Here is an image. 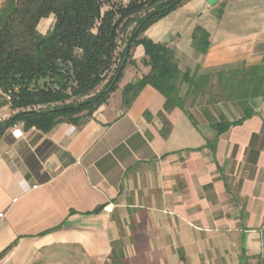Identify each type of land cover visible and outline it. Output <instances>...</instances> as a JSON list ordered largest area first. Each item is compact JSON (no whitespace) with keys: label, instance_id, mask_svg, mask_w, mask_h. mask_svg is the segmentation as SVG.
<instances>
[{"label":"crops","instance_id":"1","mask_svg":"<svg viewBox=\"0 0 264 264\" xmlns=\"http://www.w3.org/2000/svg\"><path fill=\"white\" fill-rule=\"evenodd\" d=\"M196 28L209 34L206 53ZM143 36L173 49L182 73L261 65L264 0H188ZM144 58L139 44L91 115L0 137V264H32L52 248L94 264H263L264 95L220 134L196 106L167 108L151 85L125 107L123 88L150 70ZM2 100L0 88V121L13 113ZM218 107L229 122L242 117Z\"/></svg>","mask_w":264,"mask_h":264},{"label":"trees","instance_id":"2","mask_svg":"<svg viewBox=\"0 0 264 264\" xmlns=\"http://www.w3.org/2000/svg\"><path fill=\"white\" fill-rule=\"evenodd\" d=\"M186 1L3 0L0 88L3 97L10 94L2 104H9L13 113L0 121V137L19 123L24 131L34 128L45 133L84 111L91 115L117 90L127 64L136 65L133 49L139 44L145 48L142 64L150 70L123 88L125 107L151 85L165 96L167 108H199L218 134L250 117L251 100L264 95V64L217 74L182 73L173 49L143 36L149 26ZM50 16L54 21L42 33L39 23ZM194 43L206 53L209 34L196 28ZM220 102L238 107L241 119L227 121ZM72 105L78 106L70 109Z\"/></svg>","mask_w":264,"mask_h":264},{"label":"rangeland","instance_id":"3","mask_svg":"<svg viewBox=\"0 0 264 264\" xmlns=\"http://www.w3.org/2000/svg\"><path fill=\"white\" fill-rule=\"evenodd\" d=\"M2 1L3 0H0V3ZM119 1H121V0H119ZM46 22L48 24L47 26H50V22H51L50 19L46 18ZM118 87H119V84H118ZM183 89L185 90V87ZM109 99H110V97H109ZM107 101L105 103H107ZM105 103H103V104H105ZM84 113H87V111H84V112L78 114L77 116L82 115ZM77 116H75V117H77ZM16 125H20V126L23 127L22 123H19V124H16ZM32 264H94V262H93L92 259H90L89 257L85 256V254H83L80 251H75V250L62 251V250H60L58 248H52V249H48L45 252H43L41 254V256L39 257V259H37Z\"/></svg>","mask_w":264,"mask_h":264},{"label":"built area","instance_id":"4","mask_svg":"<svg viewBox=\"0 0 264 264\" xmlns=\"http://www.w3.org/2000/svg\"><path fill=\"white\" fill-rule=\"evenodd\" d=\"M4 98L6 100H10V94L9 93L4 94ZM11 132L15 138H21L24 136L23 127L20 125H15L14 127H12ZM260 234L263 238V243L261 245V259H262V263L264 264V221H263L262 226L260 228Z\"/></svg>","mask_w":264,"mask_h":264},{"label":"water","instance_id":"5","mask_svg":"<svg viewBox=\"0 0 264 264\" xmlns=\"http://www.w3.org/2000/svg\"><path fill=\"white\" fill-rule=\"evenodd\" d=\"M219 1H220V0H207V2H208L211 6H215V5H217V4L219 3ZM138 31H139V28H137L136 31L134 32L133 37H135V36L137 35ZM124 64H125V63H123V64L120 66L116 78L119 76V74H120L121 71L123 70ZM77 106H78V105H72V106H70V109H75Z\"/></svg>","mask_w":264,"mask_h":264}]
</instances>
